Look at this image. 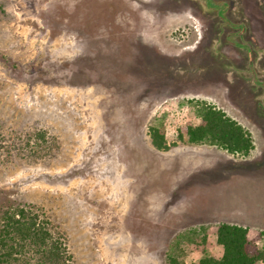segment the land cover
I'll return each mask as SVG.
<instances>
[{
	"label": "rangeland",
	"instance_id": "obj_1",
	"mask_svg": "<svg viewBox=\"0 0 264 264\" xmlns=\"http://www.w3.org/2000/svg\"><path fill=\"white\" fill-rule=\"evenodd\" d=\"M203 2L0 0V215L31 205L73 264H168L173 250L197 264L222 222L264 231V113L226 67L244 54L207 48ZM241 4L264 51V0ZM191 98L245 125L252 154L178 140ZM159 122L168 150L151 142Z\"/></svg>",
	"mask_w": 264,
	"mask_h": 264
},
{
	"label": "trees",
	"instance_id": "obj_2",
	"mask_svg": "<svg viewBox=\"0 0 264 264\" xmlns=\"http://www.w3.org/2000/svg\"><path fill=\"white\" fill-rule=\"evenodd\" d=\"M200 1H204L205 12L211 13L213 19L217 18L213 23L217 30L210 36L207 48L213 51V55L216 54V58H222L224 55L219 48L226 41L244 54L243 67L228 63L226 67H233L234 71L241 73L244 81L250 82L257 96L258 110L264 113V51L249 28L241 0ZM187 105V119L177 128L178 140L214 145L236 156L252 154L256 148L252 133L236 118L207 99L191 98ZM39 134L44 138L43 132ZM149 135L157 149L171 148L165 122L150 125ZM249 233L247 226L222 222L217 229L216 246L220 248L219 252L205 255L197 264H263L264 246L259 247L256 242L260 239L264 242V231L254 238H250ZM0 264H73V255L65 237L53 231L49 222L41 219L31 205L16 203L1 211ZM168 264L194 262L184 261L173 250L168 252Z\"/></svg>",
	"mask_w": 264,
	"mask_h": 264
}]
</instances>
